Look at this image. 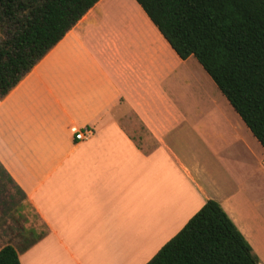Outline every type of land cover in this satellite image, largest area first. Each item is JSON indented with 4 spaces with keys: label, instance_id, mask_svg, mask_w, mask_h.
I'll use <instances>...</instances> for the list:
<instances>
[{
    "label": "crops",
    "instance_id": "obj_1",
    "mask_svg": "<svg viewBox=\"0 0 264 264\" xmlns=\"http://www.w3.org/2000/svg\"><path fill=\"white\" fill-rule=\"evenodd\" d=\"M231 108L136 0H100L0 98V188L23 196L39 235L15 247L21 264H85L95 239L113 263L128 221L118 248L157 253L211 199L264 264V149Z\"/></svg>",
    "mask_w": 264,
    "mask_h": 264
},
{
    "label": "trees",
    "instance_id": "obj_2",
    "mask_svg": "<svg viewBox=\"0 0 264 264\" xmlns=\"http://www.w3.org/2000/svg\"><path fill=\"white\" fill-rule=\"evenodd\" d=\"M99 1L0 0V98ZM136 1L182 60L197 59L264 149V0ZM0 264H21L13 245ZM146 264L261 262L211 199Z\"/></svg>",
    "mask_w": 264,
    "mask_h": 264
},
{
    "label": "rangeland",
    "instance_id": "obj_3",
    "mask_svg": "<svg viewBox=\"0 0 264 264\" xmlns=\"http://www.w3.org/2000/svg\"><path fill=\"white\" fill-rule=\"evenodd\" d=\"M246 193L251 195L250 198L252 200L256 201L251 191L247 190ZM259 193L261 198L264 199V176L261 180ZM260 207L264 209L263 204ZM34 220L35 215L31 213L29 205L19 192H15L12 195L8 190L4 191L0 188V250L6 245H13L22 250L32 241L38 240L39 235L33 232L32 228ZM121 226V228H114L113 230V263L110 261L109 239H95L92 245L86 247V251L82 250L80 252L81 261L85 264H118V262L120 264H130L132 260L135 262L134 264H141L142 262H147L150 257L156 254L153 253V250L141 254L131 253L128 252L131 248L127 247L126 244L118 248L122 240L128 239V233L132 234L135 231L133 221L121 222ZM118 250H120L119 253L117 252ZM63 264L68 263L64 262Z\"/></svg>",
    "mask_w": 264,
    "mask_h": 264
},
{
    "label": "built area",
    "instance_id": "obj_4",
    "mask_svg": "<svg viewBox=\"0 0 264 264\" xmlns=\"http://www.w3.org/2000/svg\"><path fill=\"white\" fill-rule=\"evenodd\" d=\"M93 135L92 130L85 128L75 131V139L78 141H85Z\"/></svg>",
    "mask_w": 264,
    "mask_h": 264
}]
</instances>
